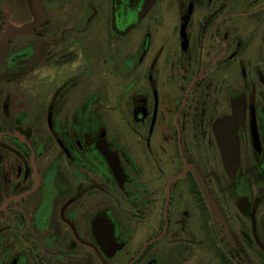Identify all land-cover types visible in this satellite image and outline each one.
<instances>
[{"label": "flooded vegetation", "instance_id": "flooded-vegetation-1", "mask_svg": "<svg viewBox=\"0 0 264 264\" xmlns=\"http://www.w3.org/2000/svg\"><path fill=\"white\" fill-rule=\"evenodd\" d=\"M6 26L0 264H264V0H0Z\"/></svg>", "mask_w": 264, "mask_h": 264}, {"label": "water", "instance_id": "water-1", "mask_svg": "<svg viewBox=\"0 0 264 264\" xmlns=\"http://www.w3.org/2000/svg\"><path fill=\"white\" fill-rule=\"evenodd\" d=\"M27 30V26L22 27H12V26H6L5 30L2 34V37L0 39V58L2 56V53L4 51L5 44L10 40V38L25 34ZM219 146L221 148L222 157L227 169V173L233 177L234 174L237 172V165H238V151H237V142L236 137L233 134H226L225 136H221L218 138ZM216 216L219 218L217 211Z\"/></svg>", "mask_w": 264, "mask_h": 264}, {"label": "rangeland", "instance_id": "rangeland-1", "mask_svg": "<svg viewBox=\"0 0 264 264\" xmlns=\"http://www.w3.org/2000/svg\"><path fill=\"white\" fill-rule=\"evenodd\" d=\"M94 46H96V44H94ZM97 48H99V45L97 44Z\"/></svg>", "mask_w": 264, "mask_h": 264}]
</instances>
